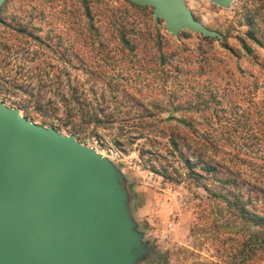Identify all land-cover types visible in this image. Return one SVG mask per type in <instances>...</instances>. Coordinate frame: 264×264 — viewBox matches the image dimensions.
Here are the masks:
<instances>
[{"label": "rangeland", "instance_id": "rangeland-1", "mask_svg": "<svg viewBox=\"0 0 264 264\" xmlns=\"http://www.w3.org/2000/svg\"><path fill=\"white\" fill-rule=\"evenodd\" d=\"M186 3L220 36H175L128 0H6L0 12V102L46 126L78 113L76 138L123 172L150 248L140 264L220 262L219 242L244 225L205 223L201 199L225 193L219 178L232 169L264 214V0ZM54 101L59 115L39 110Z\"/></svg>", "mask_w": 264, "mask_h": 264}, {"label": "water", "instance_id": "water-1", "mask_svg": "<svg viewBox=\"0 0 264 264\" xmlns=\"http://www.w3.org/2000/svg\"><path fill=\"white\" fill-rule=\"evenodd\" d=\"M129 1L151 6L175 36H220L186 0ZM129 200L109 157L0 102V264H140L150 248Z\"/></svg>", "mask_w": 264, "mask_h": 264}, {"label": "trees", "instance_id": "trees-1", "mask_svg": "<svg viewBox=\"0 0 264 264\" xmlns=\"http://www.w3.org/2000/svg\"><path fill=\"white\" fill-rule=\"evenodd\" d=\"M131 3L137 7L144 8V6L133 2ZM86 12L88 16H91V10L88 5L86 6ZM247 19L249 20V25L253 27L247 34L248 37L257 44L262 45L254 30L256 15L248 12ZM204 37L205 39L212 38L207 36ZM4 48H8L7 43H0V52ZM245 49L247 52H250L251 50L247 45H245ZM7 57V53L3 54V60L1 61H4ZM40 100L41 97L39 98V101ZM60 100L68 101L64 95L61 96ZM39 110L59 115L60 106L58 101H54L46 105L39 103ZM65 115L66 117L64 122L56 123L53 121L51 122V126L56 127L58 130H70L71 133L75 135L80 134V126L82 125H79L76 122L78 113L68 110ZM43 124L46 123L44 122ZM187 163L189 164L191 173L195 175L196 178L202 176L194 171V166L190 164L189 161H187ZM201 168L209 173L218 172L217 166H201ZM243 177L241 171H234L233 169L230 170L229 176L219 178L225 193H214L201 199V203H203V214L200 215V219L205 221V223H209V220L221 223L222 220L220 219H223V221L239 222L244 225L242 230L228 232L227 235H229L228 237H230L231 240L229 247H221L224 243L219 242L221 245L217 246V251L220 262L217 264H264V214H260L248 207L254 206L255 204L252 196L248 195L245 197L241 190L243 185L250 182L248 178ZM214 209H219L220 212L216 213V211H213ZM192 231H194V229H192ZM216 244L218 243L216 242ZM228 248H230V250H228Z\"/></svg>", "mask_w": 264, "mask_h": 264}]
</instances>
